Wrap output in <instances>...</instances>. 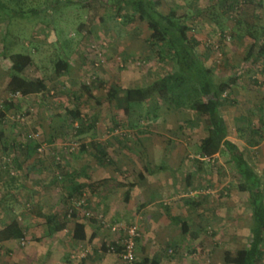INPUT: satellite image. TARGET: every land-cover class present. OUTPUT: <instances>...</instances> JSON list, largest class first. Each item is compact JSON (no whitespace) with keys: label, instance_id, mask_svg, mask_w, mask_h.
Instances as JSON below:
<instances>
[{"label":"rangeland","instance_id":"rangeland-1","mask_svg":"<svg viewBox=\"0 0 264 264\" xmlns=\"http://www.w3.org/2000/svg\"><path fill=\"white\" fill-rule=\"evenodd\" d=\"M36 1V5H42L43 0ZM52 1L47 0L48 9L54 6ZM62 1L57 2V7L58 4L62 7L55 9L54 18L47 16V24L56 27V36L49 32L57 42L53 40L50 46L48 43L43 64L36 70L47 81L49 93L31 97L23 107L19 100L24 98H0L4 109L9 107L7 113L4 109L0 111V118L4 115L11 125L10 144L16 146L14 150L18 153L13 152V157L3 160V169L9 174L8 178L0 179L1 191L6 189L4 182L10 185L11 181L18 193L4 200L14 204L15 211L10 213V218L12 216L22 226L27 225V218L37 208L33 201L23 199L20 195L23 191L18 188L33 183L35 178L44 183L52 182L47 189L51 197L47 195L50 198L45 203L49 204L51 198L62 203V207L60 203L58 207L49 204L45 212L56 210L72 218L70 211L74 209L81 220H96L105 227L110 234V244L117 241L121 244L125 235L122 226L136 225L140 232L138 239L148 236L149 252L164 253L170 259L169 264H225V250L235 252L249 244L252 211L245 195L237 188L240 181L228 155L200 158L199 145L206 132L203 119L192 110L169 107L159 98L155 84L172 73L175 64L158 57L154 46L148 42L150 31L146 22L126 18L125 9L114 5L121 0ZM259 3V0H163L161 11L168 13L171 8L177 9L181 20L190 26V35L200 42L198 51L206 65L214 70L216 79L238 78L225 96L227 101L221 113L229 125L230 140L241 148L261 176L264 190V56L246 60L254 44L247 35L250 30L247 25H251L257 35L264 30V13ZM13 14H16L13 20L18 21L14 23H22L24 13L15 8ZM24 23L28 25L27 21ZM261 43L264 36L257 42ZM61 59L67 61V69L57 75L56 63ZM33 71L32 67L30 73ZM95 80L99 82L97 89H93ZM84 86L92 92H86ZM113 88H117L119 96L128 89L146 91V102L130 119L135 120L137 128H131L130 117L116 107L111 96ZM69 110L80 112L88 126L86 132L77 134V123L68 125ZM95 144L105 148L111 161L108 166L97 164V161L101 163V157ZM28 145L36 146V154H32L35 162L46 166L45 171L36 170L31 178L18 173L16 162L11 160L17 158L24 166L32 162L24 160ZM82 145L88 146L85 151L80 149ZM76 155L79 158L72 159ZM69 157L76 166H88L81 174L88 177L93 196H70L68 184L72 177L64 163ZM57 164L60 168L55 171ZM164 167L166 170H162ZM151 173L165 174L159 179L169 182L167 188L171 190L162 193L158 187L161 191L155 209L160 210V216L156 229L148 226L146 232L143 224H148L147 221H113L110 212L103 214L90 207V198L101 199L99 189L134 185L142 180L139 174L150 176ZM103 177L111 179L101 183ZM53 180L57 184L54 185ZM81 201L83 204L77 208ZM168 212L186 220L190 232L199 230L198 238L193 240L184 235L179 225L167 218ZM137 242L136 260L142 264L137 257L138 247H141ZM29 243L24 239L19 245L25 247ZM89 255L81 251L67 264H82ZM10 257L8 261L13 260Z\"/></svg>","mask_w":264,"mask_h":264},{"label":"crops","instance_id":"crops-1","mask_svg":"<svg viewBox=\"0 0 264 264\" xmlns=\"http://www.w3.org/2000/svg\"><path fill=\"white\" fill-rule=\"evenodd\" d=\"M60 1L63 2L62 0ZM35 2L37 1L0 0V98L2 99H6L7 96H10L11 94L7 88L11 75V56L16 53L28 54L33 59V65L24 72L23 76L27 79H42L47 84V81L40 75V73H36V70L41 67V63L43 64L42 61L45 58L44 53L48 43L50 46L52 45L51 43L53 40H56L57 42V39L50 36L49 32L51 31L53 33L52 35L56 36V27L47 24V16H49V18H54V15H56L55 9L62 6L58 4L57 7L58 0H54L55 5L50 9L47 8V0L41 1L42 5H36ZM15 8L21 10V13H24L22 23H14L18 22L13 20V16L15 18L16 15L13 14ZM262 9L264 13V2ZM32 18L33 21L31 22L30 19ZM25 21L28 23L26 26L24 23ZM262 27L264 28V14ZM48 36L50 37L48 38ZM60 61L64 60L61 59ZM32 67L34 68V73H30ZM56 74L60 75L61 73L56 72ZM33 96L40 97L42 95L21 97L24 99L19 100L21 103L20 106L22 105L23 107L25 101H29V99ZM8 111L9 107H5L4 113H7ZM1 116L3 117L0 118V179H3L8 178L7 175L9 174L3 169L5 168L4 165H2L4 162L3 160L12 156L13 152L16 155H18V153L15 151L16 146L13 147L12 144H10L12 141L9 139L11 125L7 123L4 115ZM24 152V160L32 161L29 162L27 166H24L22 161L19 163L17 158L11 159L13 163L16 162V167L19 171L18 173H21L24 177L25 175L26 177L28 175L31 178L33 175H36V170L39 171L38 173L45 171L46 166L42 165L40 162L38 164V161L35 162V156H32L33 153L36 154L35 146L32 147L28 145ZM78 158L79 156L76 155L72 159L77 160ZM72 159L69 157L67 158L68 162H64L65 168L67 169L66 171L69 173L68 175L72 177L70 179V184H68L70 185L68 187V190L71 192L70 196H73L74 194L92 195L93 192L91 193V186L87 180L88 177L82 175V171H87L88 166L84 167L77 165V167ZM53 162L55 163V161ZM70 162L71 164H69ZM97 164L101 167L108 166L107 164H102L98 161ZM47 167V169L50 170V167ZM58 168L59 166L57 164L54 170L57 171ZM162 170H166L165 167ZM104 173L105 172L103 171V176H105ZM57 174L58 172H56V175ZM164 176L165 174L158 175L157 173H151L150 176L143 174L142 180L139 183L134 184L133 187L129 188V186L118 184V187L111 188L110 190L107 187L101 188L99 191L102 192H97L100 195L102 194L101 199L94 196L93 198H90L89 205H91L90 207L92 209H97L103 214H108L107 212H110V218L113 221L124 219L135 222L137 219H141L145 222L147 221L148 223L143 224V226L146 227V232L148 231V226L156 229L158 225L157 221L160 216V210L158 211L155 209L159 198L158 194H160L161 190L162 193L171 191L167 188L169 182L165 183L160 181V179H163ZM166 178L168 177L166 176ZM34 179L35 178L32 179L33 183L29 182L27 186L22 185V187L18 188L23 191L20 192L23 199L33 201L34 207L37 208L33 210L32 216L27 218V221L25 222V225H27H21L25 230V239H28L30 243L25 247H21L19 245L21 240L11 239L0 241V264H67L70 261V258H75V255L81 251L90 253L89 257L82 264H123L119 258L120 251H117L115 255L114 253L113 255L108 253L109 246H115L117 249L121 248L119 241L110 244L108 239L110 237L109 232L105 229V227L99 225L96 220H81L79 216L75 219L69 218L68 215L65 216L63 214H58L59 212H56V210L52 213L45 212V208L48 207L49 204H54V206L58 207L57 205L60 201L57 203L56 201L58 199L51 198L52 200H50L49 204L45 203L47 199L49 201V198L51 197V192L47 189L50 187L52 182L45 181L44 183V180L36 181L37 179ZM54 179L56 180V178ZM102 179L103 181L101 183H105L109 182L108 179L111 178L103 177ZM55 182L56 181H54L53 184ZM4 183L7 185H5V191L0 190V230L15 220L12 216L10 218V213L15 211L14 204H11L9 201L5 202L4 200L9 199V196L18 194L16 188L11 186V181L9 182L10 185L7 182ZM44 184L45 189L42 188V185ZM158 187H160L161 190H159ZM128 189H130V197L126 200L125 196ZM47 195H50V197ZM60 206L62 207V203H60ZM54 215L58 216L56 220L58 225L64 224V229L54 232L50 231V227H48L46 223V216ZM167 218L170 219L168 215ZM170 221L171 220H169V222ZM77 222L84 224L86 234L85 240L74 239L75 224ZM36 224L38 227L35 228L34 226ZM52 226L54 227L55 223ZM152 231L154 232V230ZM156 232L157 231H155V233ZM147 237L148 236H145L146 239ZM146 239L142 240V238H140L137 240L138 245L141 246L138 247L139 250H137L138 259L143 262L145 258L155 257L159 259L162 264H169L170 259L164 253L154 254L153 252H149L146 247V243H148L146 242ZM9 255H11L10 258L13 259L12 261H8Z\"/></svg>","mask_w":264,"mask_h":264},{"label":"trees","instance_id":"trees-1","mask_svg":"<svg viewBox=\"0 0 264 264\" xmlns=\"http://www.w3.org/2000/svg\"><path fill=\"white\" fill-rule=\"evenodd\" d=\"M259 1L258 7H262L264 0ZM52 3L55 5L54 1ZM118 4L119 9H125L127 12L126 18H138L147 23L150 31L148 42L151 46H154L158 57L163 60H170L175 64L174 71L163 77L160 83L155 84V86L163 103L169 107L174 105L176 108L192 110L199 118L203 119L206 132L199 145L200 158L211 159L218 154L225 153L234 165L240 181L237 188L245 195L252 211L251 238L249 244L244 248L235 252L225 250L224 263L264 264V190L262 178L255 172L241 148L230 140L229 125L221 113V108L227 101L225 96L237 84L238 78L216 79L214 70L206 65L205 60L198 51L200 42L190 35V26L181 20L176 8H171L168 13L162 12L163 0H121V2H117L114 5ZM192 18L194 17L192 16ZM247 27L250 28L247 35L254 41V44L250 47L246 60L255 56L263 57L264 43L258 45L257 42L264 36V32L262 31L260 35H257L254 30L252 32L251 29L253 27L251 25L248 24ZM11 62V75L7 88L11 94L27 97L49 93L48 86L44 80L27 79L23 76L24 72L33 65V59L30 55L16 53L11 56ZM65 69H67L66 61L57 62V73H61ZM98 87L99 82L95 80L93 89ZM84 89L88 93L92 92L87 86H84ZM113 91L111 96L116 102V107L124 111L130 117L129 120L147 99L146 91L143 89H128L121 96L118 95L117 88H113ZM148 114H151V111H148ZM67 115L69 119L68 125L78 124L76 128L77 134L87 131L88 126L83 121L80 112L69 110ZM129 124L131 128H137L135 120H130ZM255 144L253 143V145ZM80 149L85 151L87 146L82 145ZM95 149L100 154L102 164L111 162L104 147L100 144H95ZM58 166L60 168V164ZM139 178L142 179L143 174H139ZM187 180L190 185V175ZM130 187H133V184L129 185ZM129 190L126 192V200L130 197ZM167 215L179 225L184 235L191 236L193 240L198 238L199 230L190 232L191 228L186 220L173 216L170 212ZM70 216L75 219L78 215L73 209ZM57 218L58 216L56 215L46 216V223L50 227V231L54 232L64 229V224H57ZM54 223L55 226L53 227ZM11 239H25V230L17 220H13L0 230V241ZM74 239H86L85 227L81 222L75 224ZM117 251L121 252L122 250L120 248ZM142 264L162 263L154 257L145 258Z\"/></svg>","mask_w":264,"mask_h":264},{"label":"built area","instance_id":"built-area-1","mask_svg":"<svg viewBox=\"0 0 264 264\" xmlns=\"http://www.w3.org/2000/svg\"><path fill=\"white\" fill-rule=\"evenodd\" d=\"M19 97H22V96L19 94H10L9 99L11 100V99L19 98ZM3 109H4V101L0 100V111ZM82 204H83V201L78 203L77 208L81 206ZM70 212H73V210H71ZM87 215H90V214L87 213ZM122 227L125 231V235L120 244L122 251L119 253V257L121 258L123 264H138L136 260V241L138 237L140 236L139 229L136 225L125 226V227L122 226ZM108 251L109 253H116L117 249L115 246H109ZM81 256L84 257L85 254H82Z\"/></svg>","mask_w":264,"mask_h":264}]
</instances>
